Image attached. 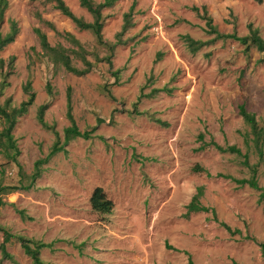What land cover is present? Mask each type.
<instances>
[{"label": "rangeland", "instance_id": "1", "mask_svg": "<svg viewBox=\"0 0 264 264\" xmlns=\"http://www.w3.org/2000/svg\"><path fill=\"white\" fill-rule=\"evenodd\" d=\"M6 1L0 34L8 31L10 20L17 33L0 50V72L7 82L0 103L8 98L16 106L29 93L34 97L11 131L19 167L0 152V187L16 188L0 193V225L13 234L53 242V251L39 252L50 264H185L184 251L194 264H264L258 246L242 238L248 233L264 241V198L259 199L258 190L214 176L246 178L248 169L240 164L241 157L210 144L197 149L210 140L235 145L247 153L248 163H257L243 142L248 128L237 106L242 104L264 126V52L250 47L245 55L238 42L206 34L203 19L190 9L204 5L220 33L245 35L251 23L264 39V0H113L101 11L105 41H115L122 14L132 8L131 25L113 48L110 66L96 60L107 52L93 35L79 30L52 2ZM63 2L76 17L91 20L78 0ZM36 29L49 46L64 48L73 67L89 71L75 75L53 61L41 48ZM182 35L209 42L191 53ZM73 40L82 46L84 60L73 52ZM115 69L117 77L111 74ZM103 84L114 99L101 91ZM66 87L74 128L81 131L95 125L96 118L102 121L94 137L69 140L65 153L49 157L28 190L18 189L28 183L33 161L54 140L37 123V106L47 104L43 120L60 140L62 129L70 126ZM133 104L140 114L129 113ZM195 164L210 177L193 172ZM256 179L264 190V158L257 164ZM96 186L112 203L108 213L89 206ZM198 186L200 203L241 235H230L209 213L182 216ZM19 209L31 219L21 220ZM73 243L79 244L80 254ZM10 260L29 264L18 242L0 231V264Z\"/></svg>", "mask_w": 264, "mask_h": 264}, {"label": "trees", "instance_id": "2", "mask_svg": "<svg viewBox=\"0 0 264 264\" xmlns=\"http://www.w3.org/2000/svg\"><path fill=\"white\" fill-rule=\"evenodd\" d=\"M47 1L52 2L53 8L59 11L60 14L69 18L79 30L89 31L93 35L95 42L101 47H103L107 52L102 57L96 56L95 57L96 60L97 61L103 60L105 63H107L108 66H110L111 65L110 57H111L113 48L115 47V45L122 43V40L120 37L123 34V32L131 25L130 19H131V8L132 7L130 6L127 9V11L122 14V23H121L120 29L118 32L114 34L115 41L112 43V42L103 40L101 36V28H102V23H103L102 21L103 16L101 14V11L103 8L109 7L112 4L113 0H102L94 4L91 2V0H78V5L82 7L90 15V18H91L90 21H84L81 18L73 15L72 12L68 9V7L64 4L63 0H47ZM253 1H255L256 3L261 2V0H253ZM6 5H7L6 0H0V23L2 21L3 12L6 8ZM190 9L194 11L195 13H197L199 18L203 19L204 21L203 30L206 34L214 35L216 38H219L221 40L230 38L238 42L240 45H242V52L245 55L248 54L250 47H254L259 52H264V39H262L259 36L258 30L252 27L251 23H248L246 25L247 33L245 35L239 36L235 33L234 30H232L229 34H223L217 31L215 25L212 22V18L208 15L204 5L191 6ZM16 33H17L16 23L15 21L10 20L8 31L4 35L0 34V50L6 44L13 41ZM35 33L37 35L41 48L45 50L46 52H48L51 59L61 64V66H63L66 71L73 73L75 75H82L89 71V67H85L82 69H77L73 67L70 64L69 56L65 53L64 48H62L61 46H49L45 39V35L43 33L39 32V30L37 29L35 30ZM181 38L183 42L185 43L188 51L191 53L196 52L203 45L209 42V39L205 41L195 40L189 37L188 35H182ZM73 43L77 47L73 52L80 59L84 60L83 59L84 50L82 46L76 40H73ZM118 72L119 70L115 69L113 72H111V74L114 77H117ZM0 75H1V78H0V94H1L2 89L7 86V82L5 79L6 73L0 72ZM101 91L108 98L114 99L110 93V90L107 84H103L101 86ZM155 91L157 90L156 89L152 90V92H155ZM165 91H168V90L166 89ZM33 97H34L33 93H29L26 96V99L20 101L16 106L11 105L8 98L3 100L2 103H0V125L1 127H4L3 130L0 129V152L5 157L10 159L13 163H15L17 166L18 164L16 162V156L18 154V150L16 148L15 140L12 137L11 131L16 123L17 118L23 115L26 112L28 106L31 105L33 101ZM46 107H47L46 103H41L37 106L36 113H35V119L41 127L49 130L53 134L54 140L52 144L50 145L47 153L44 156L39 157L33 161L32 172L26 175V177L28 178V183L24 186H19L18 189L28 190L31 187L33 180L39 177L41 169H42V165L46 163L49 157H51L52 155L58 152L65 153L64 146L69 140L74 139V138L89 139V138L94 137L93 132H94L95 126L97 123H100L102 121L100 118H96L95 125L91 126L88 129H84L81 131L74 128V125H73L74 122H73V118L71 114V105H70V88L66 87L65 89V117L69 121L70 126L62 129V140H60L59 134L54 129L53 125H48L43 120V113ZM131 112L136 115L140 114V112L136 110V104H133V108L129 113ZM237 112L248 128V130L244 132L243 134V142L248 148H252L253 153L256 155L257 163H253V164L248 163L247 153L246 152L242 153L240 149L236 147L235 145L220 146L210 140L209 142H205V143L203 142L200 146H198L197 149L198 150L202 149L204 146L210 144L214 149H216L219 152H228V153H232V154H235L241 157L240 164L248 169L249 171L248 177L233 178L229 175L221 174V173H215L214 176L230 179L238 186L246 185L249 188L258 190L259 199H263L264 190L257 185L256 171H257V164L261 163L264 158V152H263L264 126L258 125L254 114L245 110L242 104H239L237 106ZM152 120L161 125H164L163 122H161L160 120L156 118H153ZM201 137H202V134H198V138H201ZM98 138L103 140L101 136H98ZM191 170L193 172H202L204 173L205 176L210 177V173L205 168L197 164H195L191 168ZM12 189H16V188L0 187V193H4L5 191L12 190ZM201 194H202V188L201 186H198L194 194L190 197L189 201L185 204L184 206L185 212L182 214V216L187 217L188 214L192 212L209 213L211 219L217 222L218 225L224 228L230 235H234V234L241 235V231L239 229L230 228L224 222L218 221L215 216V212L213 208L204 206L200 203L199 197L201 196ZM2 203L3 202H1L0 200V204ZM88 203L92 210L101 212V213L110 212L111 207H112L111 201L105 197L104 192L98 186L92 189L88 197ZM16 212L18 213V216L20 217L21 220L31 219L29 216H27L24 213L22 209H19ZM0 231L7 238H12L16 242H18L19 247L21 248L23 254L29 258V264H50L40 259L39 252L43 248H46L49 251H53L54 250L52 248L53 242L51 241L43 242L41 240H35V239L24 237L23 235H20V234H13L8 229H6L5 227L1 225H0ZM242 238L254 242L258 246L260 257L264 259V241L263 240L256 241L255 238L250 236L248 233H244L242 235ZM69 243L72 244V242H69ZM73 247H75L78 253L80 254L81 248L79 244L73 243ZM165 247L168 249H172V247L167 244H165ZM183 253L187 255L185 264H194L193 261L190 259V256L188 255V253L185 251ZM10 262L11 264H18L14 260H10ZM230 264H237V263L231 260Z\"/></svg>", "mask_w": 264, "mask_h": 264}]
</instances>
